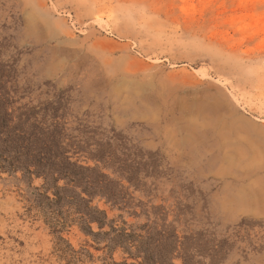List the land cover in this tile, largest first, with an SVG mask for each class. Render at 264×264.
Wrapping results in <instances>:
<instances>
[{"label":"rangeland","instance_id":"rangeland-1","mask_svg":"<svg viewBox=\"0 0 264 264\" xmlns=\"http://www.w3.org/2000/svg\"><path fill=\"white\" fill-rule=\"evenodd\" d=\"M0 264H264V0H0Z\"/></svg>","mask_w":264,"mask_h":264}]
</instances>
